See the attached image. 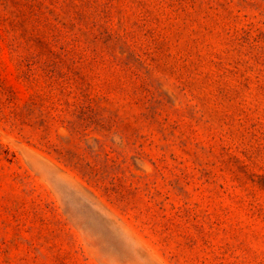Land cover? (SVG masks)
<instances>
[{
	"label": "rangeland",
	"instance_id": "374dc122",
	"mask_svg": "<svg viewBox=\"0 0 264 264\" xmlns=\"http://www.w3.org/2000/svg\"><path fill=\"white\" fill-rule=\"evenodd\" d=\"M0 264H264V0H0Z\"/></svg>",
	"mask_w": 264,
	"mask_h": 264
}]
</instances>
